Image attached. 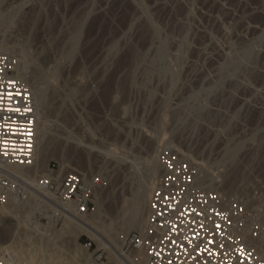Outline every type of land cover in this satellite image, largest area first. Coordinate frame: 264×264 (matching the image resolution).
<instances>
[{"label": "rangeland", "instance_id": "obj_1", "mask_svg": "<svg viewBox=\"0 0 264 264\" xmlns=\"http://www.w3.org/2000/svg\"><path fill=\"white\" fill-rule=\"evenodd\" d=\"M0 25L46 117L39 165L103 179L101 213L87 216L126 255L136 257L119 237L124 203L160 176L162 138L203 162L211 185L264 210V0H0ZM35 205H10L16 216L0 221V245L33 256L24 264L114 262Z\"/></svg>", "mask_w": 264, "mask_h": 264}, {"label": "built area", "instance_id": "obj_2", "mask_svg": "<svg viewBox=\"0 0 264 264\" xmlns=\"http://www.w3.org/2000/svg\"><path fill=\"white\" fill-rule=\"evenodd\" d=\"M18 72L17 59L0 50V206H29L37 201L32 191L40 188L56 205L41 201V208L62 217L88 215L96 207L101 177L59 173L50 164L34 175L37 107L31 86ZM158 160L161 173L144 228L124 240L138 264H264L261 207L211 185L199 165L172 147L160 148ZM92 246L93 240L85 243L87 250ZM12 258L9 251L0 252V264Z\"/></svg>", "mask_w": 264, "mask_h": 264}, {"label": "bare ground", "instance_id": "obj_3", "mask_svg": "<svg viewBox=\"0 0 264 264\" xmlns=\"http://www.w3.org/2000/svg\"><path fill=\"white\" fill-rule=\"evenodd\" d=\"M0 50L10 54V55H13L12 52H14L12 50V47L11 46H8V44H6L3 39H2V33H1V25H0ZM22 55V54H21ZM20 55V56H21ZM13 56H18V55H13ZM17 58V57H16ZM18 69H19V72H18V75L20 77H22L23 79L26 80V74L24 73V65H23V62H25L26 60H23V56L20 58L18 56ZM21 59V61H20ZM17 60V61H18ZM21 64V66H19ZM25 64V63H24ZM27 66V65H26ZM27 69V68H26ZM25 74V76H24ZM28 79V78H27ZM28 82V80H27ZM29 83V82H28ZM34 87V86H33ZM34 90V89H33ZM34 93L35 90L33 91ZM37 96V94H36ZM35 96V97H36ZM37 110H39L37 108ZM41 111V110H40ZM37 117H38V126H37V140H36V152H35V156H34V164H33V169H34V175L36 177H38L39 175L43 174L46 172L47 170V164L45 165H42L40 166L39 165V160H40V153H39V145H40V141H41V137H40V132L42 131V126L47 123L45 118L42 116V113H40L39 111H37ZM45 126V125H44ZM163 137V136H162ZM165 138V136H164ZM161 140V139H160ZM160 145L158 144V148H156V151H154V155L151 157L152 159H147L146 161L147 162H150V160L154 161V165L156 167H159L161 169V166H160V163H159V160H158V153H159V150L161 147H172L173 149H177L178 151H182L180 150V148H176V145H173V143L171 144V142H165L162 138V141H160ZM83 144V143H82ZM85 145V144H84ZM171 145V146H170ZM86 146V145H85ZM87 147V146H86ZM110 148V147H109ZM94 149V148H93ZM101 149V148H100ZM103 149V148H102ZM117 149V148H116ZM108 151V150H107ZM107 155H111L110 151L107 152ZM115 151V149L113 150ZM103 152V151H102ZM116 153V151H115ZM113 154V153H112ZM183 154V153H182ZM119 155V153H118ZM185 155V154H184ZM114 156H117V153L116 155H112V158H115ZM151 156V155H150ZM192 162L196 163L197 165H203L204 163L201 162V161H197L193 156L191 155H186ZM116 158H120V156L116 157ZM123 158V157H122ZM121 158V160H122ZM117 159V160H118ZM126 159V158H123V160ZM120 162V160L118 161ZM151 163V162H150ZM66 166V165H65ZM64 166V168H65ZM67 167V166H66ZM202 166H200L201 168ZM202 169V168H201ZM19 172V174L23 177H25V170L23 168H18L17 169ZM153 180H152V183H151V186H149L150 188L147 189V193L146 191L144 193H146L144 196L142 194L143 197L142 199L141 196L140 198H138V193H136L137 195H135L134 197L136 198L137 196V199H134V200H130V202H123L124 203V207L125 208V212L128 213V219L127 220H124V221H127L126 223L124 224H127V226L124 228H121V231H123L122 235H118L121 239V241L124 242L126 236L128 235L129 231H131L132 229H136V230H143L144 228V225H145V222H146V218H147V213H148V202H149V198H150V195H151V192L153 190V188L156 186L158 180H159V177L156 178V173H154L153 175ZM214 176V175H213ZM210 177V176H209ZM214 178V177H212ZM216 178V177H215ZM157 179V180H156ZM212 180V183H213V179ZM156 181V182H155ZM146 189V188H145ZM143 192V191H142ZM33 195H32V199H35L37 200L34 204H36L35 206L37 208L35 209H40L42 210L41 208V204L40 202H47L49 203L51 206H53V208L55 209L56 208V205L51 203L50 200L48 199L49 197V194H47L45 191L41 190L40 188H37L36 190H33L32 191ZM48 196V197H47ZM33 203L31 205H34ZM123 206V205H122ZM10 207V208H9ZM0 206V221L5 218V217H12L14 214V209L11 208V206ZM100 203L98 200H96V208L94 209L93 211V214L96 215V217L99 215L100 210ZM16 213V212H15ZM47 214V213H46ZM45 214V215H46ZM15 215V214H14ZM16 216V215H15ZM126 217V216H125ZM13 218V217H12ZM20 220V221H19ZM18 223H22L24 228H28L31 226L28 224V221L27 219H19ZM101 224V223H100ZM99 224V221L95 218H92V217H88L87 215H76V214H69L67 213L66 215V220H65V223L63 224V227L61 230H63L64 232L68 233L69 236L73 237V239H78L81 235H88L90 236L94 241H96L98 243V245H100L101 247H103L105 250H107L110 254V257H111V261H114V262H111L112 264L115 262L117 264H138L137 262V259L136 258H132L128 255H126L123 250H122V247L120 244H118V238L117 236H115L114 234L113 235H108L107 233H110L109 231H105V229L103 230L102 226ZM43 227V226H42ZM107 227V226H106ZM44 228V227H43ZM124 229V230H122ZM35 230V229H34ZM48 230V229H47ZM31 232V231H30ZM62 232V231H61ZM64 232H62V235H66V234H63ZM114 232V231H113ZM34 234V233H33ZM120 234V233H119ZM108 237H105L107 236ZM68 238V237H67ZM69 239V238H68ZM75 242V241H74ZM13 244V243H12ZM39 244V243H38ZM37 244V245H38ZM41 246V244H40ZM39 246V248H41ZM24 249V248H23ZM22 249L21 246H13L11 244H8L5 246L3 245H0V252H5V251H9L10 253H12V260H10V263L9 264H24L27 260H31L33 259V256L29 255V256H26V254H24V250ZM76 251V250H75ZM83 250L79 248V250H77L78 254L81 253ZM74 252V250H73ZM26 253V252H25ZM85 253V251H84ZM74 254V253H73ZM77 254V253H76ZM77 254V255H78ZM79 256V255H78ZM85 256V254H84ZM74 258V257H73ZM79 259V258H78ZM74 260H76V262L78 264H87V262H89V259H88V256L85 258H83L82 260L85 261V263H79L77 261V259L74 258ZM92 261V260H91ZM46 263V262H45ZM48 264V263H47ZM54 264H57L54 262ZM76 264V263H75ZM94 264V263H93Z\"/></svg>", "mask_w": 264, "mask_h": 264}, {"label": "snow or ice", "instance_id": "obj_4", "mask_svg": "<svg viewBox=\"0 0 264 264\" xmlns=\"http://www.w3.org/2000/svg\"><path fill=\"white\" fill-rule=\"evenodd\" d=\"M16 111H19V109H16ZM25 111H27V109Z\"/></svg>", "mask_w": 264, "mask_h": 264}]
</instances>
